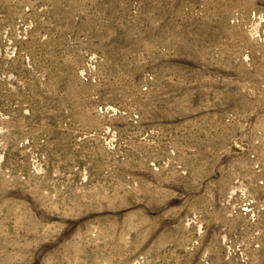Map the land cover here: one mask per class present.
<instances>
[{
    "label": "rangeland",
    "instance_id": "obj_1",
    "mask_svg": "<svg viewBox=\"0 0 264 264\" xmlns=\"http://www.w3.org/2000/svg\"><path fill=\"white\" fill-rule=\"evenodd\" d=\"M0 264H264V0H0Z\"/></svg>",
    "mask_w": 264,
    "mask_h": 264
}]
</instances>
